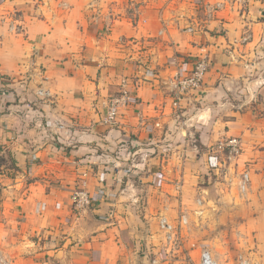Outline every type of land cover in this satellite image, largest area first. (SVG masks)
<instances>
[{
  "label": "crops",
  "instance_id": "obj_1",
  "mask_svg": "<svg viewBox=\"0 0 264 264\" xmlns=\"http://www.w3.org/2000/svg\"><path fill=\"white\" fill-rule=\"evenodd\" d=\"M204 54L177 102L174 59ZM263 102L264 0H0V264H264ZM230 137L229 164L207 149ZM180 171L181 202L159 191ZM178 211L175 248L154 222Z\"/></svg>",
  "mask_w": 264,
  "mask_h": 264
},
{
  "label": "built area",
  "instance_id": "obj_2",
  "mask_svg": "<svg viewBox=\"0 0 264 264\" xmlns=\"http://www.w3.org/2000/svg\"><path fill=\"white\" fill-rule=\"evenodd\" d=\"M220 6L219 4H216ZM179 58H175L176 68L171 79V91L176 98L177 102L186 96H190L200 91V88L204 86L207 74L211 68L212 61L211 58L204 54L200 56L193 64V67L189 70H183L182 66L185 60L178 61ZM131 93L124 89L119 95L112 97L107 112L106 121L109 123H116L119 108L130 102ZM242 141L238 137H230L220 140L218 143L211 147H208V152L210 154L223 155L226 161L230 162L232 160H237V158L242 154ZM226 166V171L230 168V165ZM250 183V174L247 170L242 171L238 181V187L241 192H245ZM72 204L73 210L77 213L81 212L85 208L92 205V198L90 193L85 189H76L72 193ZM188 222L185 216L180 217L179 226L177 224L171 223L166 217H162L159 222L160 229L165 235L166 242L170 243L173 247H180L182 245V240L179 237L178 232H180V226ZM200 258L197 264H219V262L213 257L209 250H203L200 252ZM239 264H250L249 261L241 256Z\"/></svg>",
  "mask_w": 264,
  "mask_h": 264
},
{
  "label": "rangeland",
  "instance_id": "obj_3",
  "mask_svg": "<svg viewBox=\"0 0 264 264\" xmlns=\"http://www.w3.org/2000/svg\"><path fill=\"white\" fill-rule=\"evenodd\" d=\"M264 103V102H263ZM175 162H181V160L179 159V161L177 160L176 158V161ZM175 172V171H174ZM174 172H168L170 173L167 181L169 184H166V185H161L159 186V191L160 192H165L167 193L168 195H173V196H176L177 199L181 202L183 201L184 199L187 200V178L184 179L183 175H184V172L183 171H180V172H177L178 173V177L177 176H173L172 177V174H174ZM168 175V174H167ZM175 179V182H173ZM174 186H172V185ZM248 191V187L246 189L245 192H241L240 190L237 189V192L239 193V195H245ZM163 192V193H164ZM180 211V210H179ZM178 211V212H179ZM187 211V209H185V212ZM187 213V212H186ZM168 216V214H165ZM164 215V216H165ZM178 216L180 217V212L178 214ZM179 220V219H178ZM156 222V223H155ZM154 222V225L157 227V225L159 224V219H156ZM175 224H177L179 226V223L176 222ZM185 227V226H184ZM180 228H182V226H180ZM157 229V228H156ZM181 230V229H179ZM160 232V231H159ZM162 234V233H161ZM179 234V237L181 238V240H183L184 236L182 235V231L178 232ZM162 237H163V234H162ZM230 239V236L228 237V240ZM165 240V239H164ZM166 242V241H165ZM230 244H232V242L230 241L229 242ZM220 244V243H219ZM213 247H216L217 248H220V245H216L215 244V241H214V244L212 245ZM185 251V250H184ZM199 255V254H198Z\"/></svg>",
  "mask_w": 264,
  "mask_h": 264
}]
</instances>
